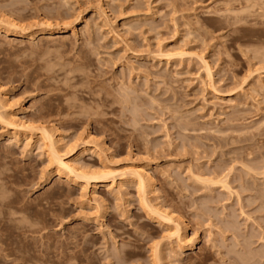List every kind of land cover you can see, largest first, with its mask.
<instances>
[{
    "label": "rangeland",
    "instance_id": "rangeland-1",
    "mask_svg": "<svg viewBox=\"0 0 264 264\" xmlns=\"http://www.w3.org/2000/svg\"><path fill=\"white\" fill-rule=\"evenodd\" d=\"M0 19L23 27L0 23V234L33 256L10 264H264V0H0ZM40 128L104 180L57 169Z\"/></svg>",
    "mask_w": 264,
    "mask_h": 264
},
{
    "label": "bare ground",
    "instance_id": "bare-ground-1",
    "mask_svg": "<svg viewBox=\"0 0 264 264\" xmlns=\"http://www.w3.org/2000/svg\"><path fill=\"white\" fill-rule=\"evenodd\" d=\"M3 22L5 23V25H8V27L12 28V29H15L17 31L19 30H22L23 27L22 25L18 24L17 22L13 21V20H9V19H0V23ZM48 22V21H47ZM41 24V23H40ZM48 24V23H47ZM65 24V23H64ZM63 24V25H64ZM52 31V30H51ZM62 32L64 33L65 31H54L53 34H55V36H58L59 37V34H62ZM49 34V33H47ZM207 73L208 75H210V70L209 68L207 67ZM3 92V91H1ZM0 92V93H1ZM5 94V93H4ZM3 95V94H2ZM1 96V95H0ZM0 101H1V98H0ZM4 102V101H3ZM6 102V101H5ZM1 103V102H0ZM9 104V103H8ZM7 104V105H8ZM3 105V104H1ZM10 105V104H9ZM2 107H6L7 109V106L6 104L4 103V105ZM9 107V106H8ZM9 116V120L6 121L8 125H10L14 130H32V126H29V125H25L24 123L23 124H18L17 122L15 123L12 119H13V114H8ZM2 119V118H0ZM20 123V122H19ZM22 123V122H21ZM42 128V127H41ZM38 129L40 130V137L43 139V141L45 142V146L47 148V153H48V159H49V162L51 161L52 163H54V165L56 166L57 169L59 170H64L66 171L68 174L70 175H73L78 178H85L87 180H104L105 178V175H103V173L101 175H95L94 173L92 174H89V173H84V172H81V170L79 169V167L77 168L71 161H70V157L68 156V153H61L58 148H56V145L59 144L61 142V139L60 138H56L54 139L53 137V134L47 132L45 129ZM34 129V128H33ZM45 148V147H44ZM69 150V149H68ZM70 151V150H69ZM80 170V171H79ZM133 175H135L134 177H136V180H137V185H138V188L140 191L144 192V188H145V177L143 175V172H141L140 170H132L131 172ZM131 174V175H132ZM106 175L108 176L109 173H106ZM122 175V174H121ZM224 175V174H223ZM106 176V177H107ZM135 180V181H136ZM207 181V180H206ZM216 181V180H215ZM218 182V180H217ZM216 182V183H217ZM208 183V182H207ZM224 184V183H222ZM149 186V185H148ZM3 203V204H6L4 202V198H0V204ZM145 205L146 202H145ZM149 207L148 210H150L151 212H153L154 214H156L158 217H160L161 219L164 220H167L169 222H172V219L170 216H168L166 214V212L162 211L160 208L158 207H155V208H152V206L150 207L149 205H147ZM152 213V214H153ZM168 222V223H169ZM172 224V223H171ZM176 225V224H175ZM179 230V228H178ZM173 235V234H172ZM174 235L176 236H179V232L176 231L174 233ZM171 237V236H170ZM179 238V237H178ZM181 238V237H180ZM156 253V252H155ZM33 256H30V255H25V254H17L15 253L13 250L7 248V244H6V241L5 239L3 238V236L0 234V264H10V263H13L16 259L17 260H21V261H26V260H30Z\"/></svg>",
    "mask_w": 264,
    "mask_h": 264
}]
</instances>
